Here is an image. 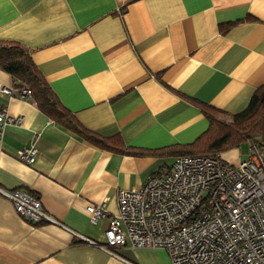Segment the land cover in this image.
Here are the masks:
<instances>
[{"label": "crops", "instance_id": "obj_1", "mask_svg": "<svg viewBox=\"0 0 264 264\" xmlns=\"http://www.w3.org/2000/svg\"><path fill=\"white\" fill-rule=\"evenodd\" d=\"M0 42L27 50L73 119L53 120L0 69V112L21 118L3 126L0 190L36 197L62 225L30 224L0 194V264H172L129 243L115 258L70 231L104 242L88 205L116 214L118 190L169 169L207 114L247 108L264 86V0H0ZM32 142L27 166L15 155Z\"/></svg>", "mask_w": 264, "mask_h": 264}, {"label": "built area", "instance_id": "obj_2", "mask_svg": "<svg viewBox=\"0 0 264 264\" xmlns=\"http://www.w3.org/2000/svg\"><path fill=\"white\" fill-rule=\"evenodd\" d=\"M20 96L26 99L31 93L24 88ZM20 121L0 112V143L3 126ZM15 158L32 165L34 143ZM0 194L26 222L62 227L36 197L19 191ZM116 203L114 215L107 214L105 202L86 207L91 225L107 220L104 242L71 234L115 258L117 249L129 243L131 248L163 250L172 264H264V140L248 143L245 157L235 165L221 154L178 156L139 190H118Z\"/></svg>", "mask_w": 264, "mask_h": 264}, {"label": "trees", "instance_id": "obj_3", "mask_svg": "<svg viewBox=\"0 0 264 264\" xmlns=\"http://www.w3.org/2000/svg\"><path fill=\"white\" fill-rule=\"evenodd\" d=\"M0 69L12 77L17 90L28 89L38 108L53 120L66 124L73 122L72 118L68 119L29 53L21 45L0 42ZM214 113L207 114L209 129L192 144L175 148L176 155L215 156L238 149L248 140L258 142V139L264 138V86L256 90L242 112L235 115ZM84 136L90 141L93 139L88 134ZM102 143L99 140V144ZM140 153L136 151L133 154Z\"/></svg>", "mask_w": 264, "mask_h": 264}, {"label": "rangeland", "instance_id": "obj_4", "mask_svg": "<svg viewBox=\"0 0 264 264\" xmlns=\"http://www.w3.org/2000/svg\"><path fill=\"white\" fill-rule=\"evenodd\" d=\"M258 140H264V138H260V139H258ZM250 142H253V140H248L247 141V143H244V144H242L238 149H233V150H239V157H241V156H244L245 157V155H246V153H247V149H248V143H250ZM231 151V150H230ZM230 151H227V152H224V153H222V155L223 154H227V153H229ZM243 157V158H244ZM233 164V163H232ZM235 165V164H234Z\"/></svg>", "mask_w": 264, "mask_h": 264}]
</instances>
